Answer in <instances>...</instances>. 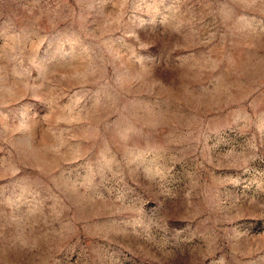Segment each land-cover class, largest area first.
Masks as SVG:
<instances>
[{
	"label": "rangeland",
	"instance_id": "1",
	"mask_svg": "<svg viewBox=\"0 0 264 264\" xmlns=\"http://www.w3.org/2000/svg\"><path fill=\"white\" fill-rule=\"evenodd\" d=\"M0 264H264V0H0Z\"/></svg>",
	"mask_w": 264,
	"mask_h": 264
}]
</instances>
